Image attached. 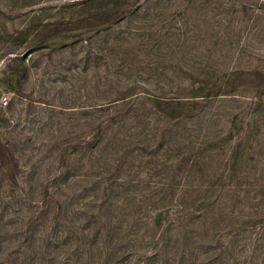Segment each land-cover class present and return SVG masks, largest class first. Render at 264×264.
<instances>
[{
	"label": "trees",
	"instance_id": "obj_1",
	"mask_svg": "<svg viewBox=\"0 0 264 264\" xmlns=\"http://www.w3.org/2000/svg\"><path fill=\"white\" fill-rule=\"evenodd\" d=\"M169 1L176 4L101 1L74 19L40 22L32 43L8 51L5 82L16 101L25 96L32 72L41 76L46 97L39 107L46 118L36 122L42 141L25 147L24 158L32 164L31 183L42 176L37 167L46 165L41 190L52 191L29 213L28 253L16 264L51 257L57 264H264V196L246 211L224 203L240 193L229 183L233 178L264 177L261 159L253 173L246 169L248 153L264 144V47L250 45L258 27L247 25L245 39L235 43L240 54L234 64L220 68L209 55L197 63L192 50H202L198 40L208 29L191 26L185 8L181 21L166 15ZM234 3L215 0L223 12L250 14L245 2ZM137 10L143 12L139 24L112 36L109 47L106 30ZM206 17L202 11L194 16L197 24ZM66 29L74 30L72 41L59 44ZM160 68L170 71L162 74ZM13 104L8 100L0 110ZM220 111L229 114L225 131L211 134L207 125ZM204 117L205 132L197 134L194 118ZM9 120L2 110L0 125ZM7 150L0 141V185L6 172L17 183L21 165L13 150L5 160ZM214 161L222 171L213 167L210 179L198 182L202 165ZM253 186L264 191V182ZM78 191L89 193L74 197ZM197 191L204 195L188 198ZM200 203L210 208L200 209ZM34 219L41 227H31ZM32 250L40 260H27Z\"/></svg>",
	"mask_w": 264,
	"mask_h": 264
},
{
	"label": "rangeland",
	"instance_id": "obj_2",
	"mask_svg": "<svg viewBox=\"0 0 264 264\" xmlns=\"http://www.w3.org/2000/svg\"><path fill=\"white\" fill-rule=\"evenodd\" d=\"M101 1L106 0H0V96L2 94H7L9 102L11 100L14 102L10 108H2L6 115L10 117V120L8 123L0 125V131H2L0 141L8 147L5 160L10 159L9 154L13 150L14 154L18 156V160L21 163V165L17 168V183L12 182L9 174L6 172L3 176V182L0 185V264H14V261L16 264V261L21 260L26 256L28 253L27 245L32 237V232L29 231L27 233V220L29 213L34 211L33 208L37 203V199L48 197V195L52 192L41 190L40 179L43 177L44 173H46L45 170H42L43 167H37L35 170L39 173L42 172V176L40 178L34 175L33 183H31L32 180H27L28 172L30 168H32V164L30 162L28 163L27 159L24 158L28 153V150H26L25 147H32V143L34 147H37L42 141V135H39L41 132L37 131V128L39 130V127H37L36 122V119L46 118L45 114L42 113L39 107L43 106L41 103H43L42 100L46 97L43 95V89L40 90L38 80L40 75H36L32 72L29 80L24 84L25 96H22L18 101H16V97L12 91L7 89L5 82L9 76V72L6 71L8 68V57L12 55L8 51H21L25 48V46L32 43L31 37L37 31L36 29L40 27V22L54 19H74L91 10L92 7L103 5ZM174 2H176V4L171 3V1L168 2V5L169 3H171V5L167 7L165 12L166 15L173 13L172 16H174L177 20L180 19L179 21H181L184 19V11L181 13V10L185 8V16H189L191 26L195 25L196 27H201L202 32L208 29L206 36L203 34V38L198 40V42L202 44V50H192V53H196V56H192V58L197 63L209 55L211 57L209 61H211L212 64H218L220 68L234 64L235 61H237L235 58L240 54H238V50L240 49H236L234 47L235 43L239 38H241V40L245 39V35L247 34L246 32L250 28L247 27V25H251L252 22L256 23L258 28L252 32L254 37L252 39L253 41H250V45L264 47V0H235L234 3L237 4V2H245L247 4L246 6L252 9L249 10L250 14L251 12L256 13L257 11H263L261 12L260 17L250 14L246 15V17H242V14L237 13L234 9L233 11L226 10L223 12L220 6H215V0H197L196 4H191L186 0H175ZM146 6L147 5H145V7ZM200 11L204 12L207 17L205 18V21L197 24V20H195L194 16H198ZM142 13V11L137 10L136 13L132 14V18L130 20L115 22L109 29H107L106 31L110 35L108 46H111L113 39L112 36L120 33L121 31H133L132 27L139 24ZM67 26H70V24L68 23ZM27 30H29L30 33L25 36V32ZM251 31L252 29L249 30L250 33ZM72 33H74L73 29L64 30L61 33L64 37L60 38L61 41L59 44H67L71 42ZM218 33H220L219 36L217 35ZM55 46L56 45H51V47ZM69 49V46H64L63 48L64 51H68ZM45 50H48V48ZM250 51L252 50L250 49ZM66 55L69 56V53H66ZM244 56H246V54H244ZM54 58L58 59V56H55ZM246 60L247 59H241V63H244ZM41 66H43V64H41ZM42 68L43 67H41L39 71H41ZM167 70L170 71L166 68H160L162 74L167 73ZM156 75H158V77L160 76L159 73ZM163 76L165 75H161L160 79L170 83L171 78L170 80L167 78L162 79ZM173 79L176 81L179 78L174 76ZM167 89L168 92L171 91L169 88ZM218 103L219 101H214V105H217ZM2 110H0V113ZM219 113L220 114L217 119L210 123V125H207L211 134L220 132V129H224L226 126L225 124L227 123L229 114H227L226 111H220ZM36 115L38 116L36 117ZM205 118L206 117L203 118L202 122H199L196 118H194L193 123H196L195 126L197 128V134L199 132H205ZM47 124H49V122ZM186 124L188 125L189 123L187 122ZM48 127L49 125H46L44 128L47 129ZM32 130L35 132L32 133ZM36 151V148H32L31 150L32 153H35ZM208 152L209 150L206 151V153ZM194 153L197 154V152ZM248 157L249 160L246 169L251 174L257 166V160L261 159L264 161V144L262 146H258L257 144L255 151L253 153L249 152ZM145 159L146 158H143V160ZM219 164V161L218 165L217 162L214 161L211 165H202L203 172L200 171L202 176H200L197 181L206 183L210 179L207 177V174L214 168L216 169V173L220 171V169L222 171L224 166ZM45 168L46 165L43 169ZM233 179L235 180H231L229 183L236 185L240 193L238 194V197L234 195L231 199L225 198L224 203L226 208L230 207L235 210L242 209L246 211L256 202L261 201L260 197L264 196V194L262 195L264 191H260L259 187L255 190L252 187H254V184L259 185V183H263L264 177L254 179L252 177L240 178L239 176ZM227 182L228 180L226 183ZM222 190L224 191V188ZM247 190L249 191L246 192ZM220 192L221 191H218L219 194ZM88 193L89 191H78L72 195H74V197H80L82 195L83 197H86ZM203 195L204 193L202 191H197L190 193L188 198H197L196 196L201 197ZM195 207H199L198 202H196ZM209 208L210 206L206 203H200V209ZM35 221L36 219L32 221L33 224H31V227H41L37 224L40 222ZM146 241H148V236L142 239V242L145 243ZM82 248H85V246H82ZM50 253H52V251L48 253V256ZM75 254H77V251L72 253V257H76ZM60 257L61 253L57 256V260L58 258L60 259ZM40 258V254L36 253L35 250H32L30 251V256L27 257V260L30 259L35 261L36 259L40 260ZM92 261L93 259L91 261L89 260V263H92ZM127 262L129 261L126 260V263ZM40 264H57V262L51 257V259H47ZM199 264H202V262Z\"/></svg>",
	"mask_w": 264,
	"mask_h": 264
},
{
	"label": "built area",
	"instance_id": "obj_3",
	"mask_svg": "<svg viewBox=\"0 0 264 264\" xmlns=\"http://www.w3.org/2000/svg\"><path fill=\"white\" fill-rule=\"evenodd\" d=\"M7 97H8L7 94H2L0 96V106L1 107L5 106L7 104V102H8V98Z\"/></svg>",
	"mask_w": 264,
	"mask_h": 264
}]
</instances>
